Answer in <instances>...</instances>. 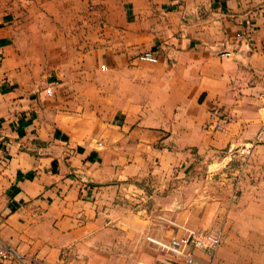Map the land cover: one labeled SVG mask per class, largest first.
<instances>
[{"label": "crops", "instance_id": "crops-1", "mask_svg": "<svg viewBox=\"0 0 264 264\" xmlns=\"http://www.w3.org/2000/svg\"><path fill=\"white\" fill-rule=\"evenodd\" d=\"M263 97L264 0H0L1 237L28 264H186L148 236L190 226L222 232L196 264H264Z\"/></svg>", "mask_w": 264, "mask_h": 264}, {"label": "built area", "instance_id": "built-area-1", "mask_svg": "<svg viewBox=\"0 0 264 264\" xmlns=\"http://www.w3.org/2000/svg\"><path fill=\"white\" fill-rule=\"evenodd\" d=\"M239 39L245 38V33L238 34ZM224 56H233L232 50H224L221 53ZM141 58L157 61L158 56L152 51H147L140 55ZM49 93L53 92V87L47 88ZM264 99V97H263ZM232 121V117L221 115L220 119L214 124V128L218 130H228V125ZM264 142V122L256 134L255 138L251 141L249 146L244 148L243 152L249 153L253 145ZM186 233L181 237L172 236L167 239H161L155 236H148V239L159 245L165 251L180 255L186 264H196L198 259L196 257L195 249L202 248L212 255H215L216 250L222 243V232L213 230H200L194 227L186 226ZM17 260L22 263L27 262V257L22 254L19 249L8 242H6L0 235V261ZM208 264H216L214 257L209 260Z\"/></svg>", "mask_w": 264, "mask_h": 264}]
</instances>
